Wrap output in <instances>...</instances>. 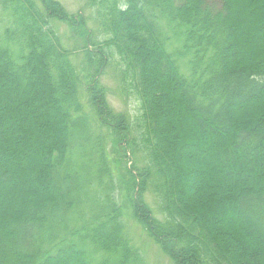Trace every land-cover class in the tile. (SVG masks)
Returning <instances> with one entry per match:
<instances>
[{
	"label": "trees",
	"instance_id": "trees-1",
	"mask_svg": "<svg viewBox=\"0 0 264 264\" xmlns=\"http://www.w3.org/2000/svg\"><path fill=\"white\" fill-rule=\"evenodd\" d=\"M243 1L86 0L91 37L58 0H0V264H146L132 227L173 264H264V0Z\"/></svg>",
	"mask_w": 264,
	"mask_h": 264
},
{
	"label": "rangeland",
	"instance_id": "rangeland-1",
	"mask_svg": "<svg viewBox=\"0 0 264 264\" xmlns=\"http://www.w3.org/2000/svg\"><path fill=\"white\" fill-rule=\"evenodd\" d=\"M58 1L63 5V7L65 8L67 12L75 14V15L77 14L83 15V18L86 19L87 27L89 31H91V37H93L94 34L97 32L96 31L97 28H96L94 20L88 19L90 17V9L86 6V0H58ZM249 4L253 6V0H246L245 2L243 1L242 3V6L244 8V12L242 13V16L245 19L250 17ZM232 9H237L235 4L232 5ZM54 24L56 25L59 33L61 34V39L66 47L71 48L72 45L76 44L77 42L76 40L78 39V37L75 34L73 35V33L70 32V30L64 23L56 20ZM76 53H77V57L75 58V62H78L81 56V54L79 55L80 50H77ZM112 69H113L112 66H110L107 69L105 74H102L100 77H98V82L104 87L106 98L108 100L109 105L113 108V110L116 112L125 113L126 115L130 116L131 119L132 118L134 119L135 118L134 114L137 110L136 109L137 100L135 99L134 94L131 92L127 94L124 93V95L122 94L121 89H120L121 86H118V81H116V78L112 76L113 75ZM85 86L87 87V84ZM168 114L171 115L170 116L171 118H174L172 117V114H174V108L168 109ZM171 131L174 132V129H171ZM136 138H138L137 135H136ZM111 148L112 147L109 145L107 148L108 153L112 152ZM33 152L34 151H29L28 153H33ZM111 154L113 156L117 155V154H114L113 152ZM183 156H185L186 160H188L191 164H193V166H198V165L205 166V164L207 165L208 163L207 158H205L206 155L200 151L186 154ZM133 160L137 165L139 166L142 165V158H140V155H138L137 158L134 155L133 156L127 155L125 158H123V161H126L127 164L129 165H131ZM193 173H194V180L191 183V187L187 189L188 193L192 191V189L195 187L196 184H199L198 178L199 176H202V173L196 170H194ZM18 181L21 183L20 178H18ZM29 183L30 182H27V184ZM37 188L40 191L43 190L41 185L37 186ZM25 194L23 195V197L26 195H29V193H27L26 195ZM146 197L149 203L155 209L156 205L155 203H152L153 198H152V194L150 193V191L146 192ZM1 206L2 204H0V209L2 208ZM230 222L234 223L236 221L234 218L230 216L227 219H225L224 222L220 223L219 226L220 227L229 226ZM131 229H132L131 234H132L133 242L136 243L135 244L136 246L137 245L139 246L141 250V254L144 257L146 264H173L169 256H167L166 254H163L158 248V246L149 237H147L143 231H141L137 227L135 228L132 227Z\"/></svg>",
	"mask_w": 264,
	"mask_h": 264
}]
</instances>
